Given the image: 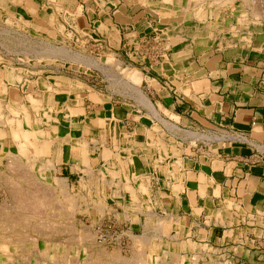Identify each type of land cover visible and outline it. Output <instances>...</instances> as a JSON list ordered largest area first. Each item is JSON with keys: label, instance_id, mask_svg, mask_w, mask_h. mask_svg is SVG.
Instances as JSON below:
<instances>
[{"label": "crops", "instance_id": "1", "mask_svg": "<svg viewBox=\"0 0 264 264\" xmlns=\"http://www.w3.org/2000/svg\"><path fill=\"white\" fill-rule=\"evenodd\" d=\"M9 1L59 18L50 0ZM65 1L67 24L136 69L147 99L115 105L36 79L32 94L51 95L60 115L57 133L34 140L49 145L55 179L84 195V215L116 220L132 264L141 248L158 264H264L262 1ZM16 75L1 80L29 93ZM15 130L0 126V160L25 143Z\"/></svg>", "mask_w": 264, "mask_h": 264}, {"label": "rangeland", "instance_id": "2", "mask_svg": "<svg viewBox=\"0 0 264 264\" xmlns=\"http://www.w3.org/2000/svg\"><path fill=\"white\" fill-rule=\"evenodd\" d=\"M49 3L56 5L59 18L46 17L39 22L17 14L11 1L0 0V126L16 129L19 139L21 136L25 141L19 146L18 155L2 154L0 160V264H129L133 258L128 253V243L99 238V227L116 220L98 222V218L84 215L87 210L79 207L84 195L79 196L55 179L53 163L45 159L49 145L34 140L49 137L50 130L57 133L55 126L61 123L60 115L53 112L51 95H34L32 90L40 82L36 81L39 77H61L70 83L68 90L72 87L73 92H78L85 88L92 94H102L115 105L135 99L141 104L146 94L136 69L112 54L105 43H98L94 33L89 37L87 32L74 31L69 20L67 24L64 13L68 2ZM49 8L46 10L50 12L54 9ZM6 68L17 73L19 81L25 79L29 83V93L21 94L13 78L6 86L1 80ZM72 134L73 140H81L80 134ZM58 137L65 140V131ZM28 199L32 202L27 205ZM140 250L136 264H145V260L151 263L152 257L145 258ZM159 260L160 257L152 258V263L158 264Z\"/></svg>", "mask_w": 264, "mask_h": 264}, {"label": "built area", "instance_id": "3", "mask_svg": "<svg viewBox=\"0 0 264 264\" xmlns=\"http://www.w3.org/2000/svg\"><path fill=\"white\" fill-rule=\"evenodd\" d=\"M99 238L107 241L108 239L121 240L125 237V231L121 228L116 221H108L98 230ZM111 237V238H110Z\"/></svg>", "mask_w": 264, "mask_h": 264}, {"label": "bare ground", "instance_id": "4", "mask_svg": "<svg viewBox=\"0 0 264 264\" xmlns=\"http://www.w3.org/2000/svg\"><path fill=\"white\" fill-rule=\"evenodd\" d=\"M257 12H259V11H257ZM257 12H256V13H257ZM12 162H13V161H12ZM14 162H15V161H14ZM19 162H20V161H19ZM9 164H10V163H9ZM13 164H14V163H13ZM15 164H17V163H15ZM17 166H18V165H17ZM20 167H21V164H20ZM21 168H22V167H21ZM17 170H19V168H18ZM19 171H20V170H19ZM18 174H20V173H18ZM23 174H24V173H23ZM27 175H28V174H27ZM14 183H15V182H14ZM8 184H9V183H8ZM8 184H7V185H8ZM32 184H33V183H32ZM14 185H15V184H14ZM34 185H35V184H34ZM19 187H20V186H19ZM37 192H38V191H37ZM66 195H67V194H66ZM69 197L71 198V196H69ZM17 198H18V197H17ZM24 198H25V197H24ZM34 198H35V196H34ZM67 199H68V198H67ZM19 200H21V199H19ZM19 200H17V201L20 203ZM22 200H23V199H22ZM68 200H69V199H68ZM70 200H71V199H70ZM35 201L37 202L38 200L36 199ZM71 201H72V200H71ZM18 202H17V203H18ZM24 202H25V201H24ZM24 202H22V203H24ZM28 202H29V199L27 200V205H28ZM31 202H32V201H31ZM31 202H29V203L31 204ZM37 203H38V202H37ZM72 203H73V202H72ZM72 203H71V205H72ZM24 204H25V203H24ZM40 204H41V203H40ZM40 204H39V205H40ZM33 205H34V204H33ZM20 206H21V205H20ZM16 207H18V206H16ZM25 207H27V206H25ZM25 207H24V208H25ZM70 207H73V206H70ZM31 208H32V206H31ZM7 217H8V216H7ZM10 221H11V220H10ZM10 221H9V222H10ZM11 223H13V222H11ZM10 229H11V228H9L8 230H10ZM4 230H5V229H4ZM6 231H7V230H6ZM12 231H14V230H12ZM89 233H90V232H89ZM86 234H87V233H86ZM86 234H84V235H86ZM84 235H83V236H84ZM86 236H88V235H86ZM91 237H92V235H91ZM82 238H84V237H82ZM84 239H85V238H84ZM86 239H87V238H86ZM5 248H6V247H5ZM100 254H101V253H100ZM95 256H96V255H95ZM124 262H125V261H124Z\"/></svg>", "mask_w": 264, "mask_h": 264}]
</instances>
